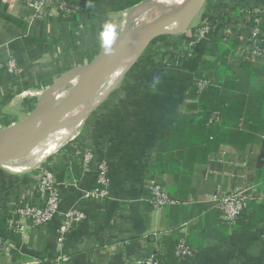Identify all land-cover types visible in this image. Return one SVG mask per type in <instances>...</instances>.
<instances>
[{"label": "crops", "instance_id": "0c3cea01", "mask_svg": "<svg viewBox=\"0 0 264 264\" xmlns=\"http://www.w3.org/2000/svg\"><path fill=\"white\" fill-rule=\"evenodd\" d=\"M66 1L77 7L72 18L49 12L46 19L30 23L33 9L24 0H0V129L27 115L40 93L62 73L98 56L104 50L97 38L101 23L112 19L120 33L122 13L141 0ZM255 6H264V0H206L200 12V19L217 21L205 42L236 46L228 49L229 73H239L245 65L235 50L247 44L246 10ZM261 28L264 34V19ZM186 35L190 34L161 41L173 61L184 63L154 70L147 64V71L129 69L89 112L73 138L39 162L59 183V209L46 223L32 226L26 221L22 232L8 226L13 205L42 206L44 197L36 191L37 166L21 171L15 170L17 163L0 166V234L8 246L0 251V264H55L63 255L68 264H140L148 250L157 253L160 242L172 234L184 237L194 251L176 264H264V191L252 198L245 221L236 227L224 223L208 199L215 191L231 192L264 181V128L243 146L224 138L205 156L199 144L198 159L177 179L156 167L161 164V139L171 134L177 114L191 110L193 102L185 94L206 57L204 48L197 46L185 55ZM9 59L21 69L20 75L6 70ZM90 148L93 161L83 166L81 154ZM172 149L171 142L162 144L163 162L168 165ZM99 159L108 166L109 194L85 199L83 192L96 184ZM149 177L179 203L153 208L145 187ZM72 208L85 217L60 239L63 215Z\"/></svg>", "mask_w": 264, "mask_h": 264}, {"label": "trees", "instance_id": "16d2710c", "mask_svg": "<svg viewBox=\"0 0 264 264\" xmlns=\"http://www.w3.org/2000/svg\"><path fill=\"white\" fill-rule=\"evenodd\" d=\"M169 36L164 35L154 40L130 69L136 71L139 69L140 71L144 68V71H147L148 64L154 70L157 65H160L158 62H154L155 57L158 58L161 55L172 56L166 48L163 52L154 49L157 42H161ZM203 44L204 46H202ZM229 47L235 48L236 46L230 42ZM229 47L212 41H202L197 45V48H204L203 52L206 55L198 66L197 77L212 78L213 83L202 91L197 101L193 102L194 104L190 105L191 110L189 113L180 112L177 114L171 134L161 139L158 152L161 164L159 163V166H156L160 173L164 171L171 172L175 179L184 175L191 168V163L198 159L197 147L199 144L203 145L202 150L205 152V156L224 138L232 140L230 143L233 145L241 144L243 146L250 141H254L263 131L264 65H255L243 60L245 65L241 67V72L229 73L227 65V59L230 56L228 54ZM214 73L219 76L221 84L216 83ZM260 77L263 80H260ZM185 98L195 100L197 98L196 88L193 86L189 88ZM218 124L220 131L217 129ZM227 125L229 128L226 131L224 127H227ZM164 142H171L172 150H174L169 165L166 161L163 162L164 150H162V144ZM186 169L187 171L184 173ZM251 200L248 201L234 223L229 224L231 227H236L239 223L245 221ZM223 221L228 224L225 220ZM180 237L182 236L178 237V235L172 234L164 241V244L160 242L157 253L148 250L145 255H153L155 259L163 264H176L190 258L180 260L174 254ZM163 246L165 247L162 249Z\"/></svg>", "mask_w": 264, "mask_h": 264}, {"label": "water", "instance_id": "95a60500", "mask_svg": "<svg viewBox=\"0 0 264 264\" xmlns=\"http://www.w3.org/2000/svg\"><path fill=\"white\" fill-rule=\"evenodd\" d=\"M205 2L182 0L163 4L142 0L129 8L111 53L103 50L88 63L62 73L40 93L27 115L0 129V166H13L17 159L26 160L29 152L52 133L79 127L108 93L97 97L99 86L109 75L121 69L111 90L154 40L185 32ZM155 10H158L156 16L135 26L141 14ZM71 82L65 94V87Z\"/></svg>", "mask_w": 264, "mask_h": 264}, {"label": "built area", "instance_id": "2783aa9c", "mask_svg": "<svg viewBox=\"0 0 264 264\" xmlns=\"http://www.w3.org/2000/svg\"><path fill=\"white\" fill-rule=\"evenodd\" d=\"M142 1V0H141ZM25 4L33 9V14L29 22L32 20L46 19L49 12L55 13L62 18L72 17L77 7L66 0H24ZM205 5V4H204ZM204 7V6H203ZM203 9V8H202ZM201 9V10H202ZM201 12V11H200ZM249 16V27L247 34V44L240 46L235 52L243 60L257 64L264 65V34L262 33L261 23L264 19V6H255L246 10ZM212 18L204 17L191 28V26L185 31L190 34L184 36L185 55L190 56L193 48L202 41H207L211 31L213 30L215 23ZM191 30V31H190ZM154 46L155 51L163 52L164 47L161 42H157ZM179 57V56H178ZM156 58V57H155ZM180 58V57H179ZM157 62L162 65L178 64L180 60L173 61L172 57L167 55H161L156 58ZM6 70L12 75H20L21 69L18 68L13 59H9L5 63ZM213 83V79L209 77H197L193 84L196 88L197 98L190 100L192 102L197 101L199 95L204 89ZM216 119V118H215ZM92 149H86L81 154V164L87 166L93 161ZM96 184L83 192V197L102 199L109 194V175L108 166L104 159H99L96 162ZM36 169L39 171V175L36 183V191L41 197H44V203L42 206L33 204L17 203L13 205L10 210V214L7 217V224L14 231L22 232L26 226V221H29L32 226L41 225L46 223L52 218V216L58 211L60 205V192L59 183L49 168L41 167L37 165ZM145 187L150 192L148 198L149 203L153 208H162L167 205L178 204L179 201L172 198L163 185L155 178L149 177L145 179ZM264 190V181L260 183H253L251 185L237 188L231 192L215 191L209 195V200L213 203L215 210L228 224H233L238 215L241 214L246 207L248 201L257 194L258 191ZM85 217V213L78 208H72L65 212L63 215L62 224L59 227L61 233L60 239H63L64 232L70 230L73 224L79 222ZM8 246L4 242L3 237L0 234V251L7 250ZM174 254L180 260L183 258L191 257L194 254L192 247L187 243L184 237H180ZM67 256H58L54 261L55 264H67ZM140 264H163L154 258L153 255L144 256L140 259Z\"/></svg>", "mask_w": 264, "mask_h": 264}, {"label": "bare ground", "instance_id": "6f19581e", "mask_svg": "<svg viewBox=\"0 0 264 264\" xmlns=\"http://www.w3.org/2000/svg\"><path fill=\"white\" fill-rule=\"evenodd\" d=\"M162 2L163 4H170V3H180L182 0H157ZM149 18V13L141 14L138 19L146 20ZM144 23V22H143ZM123 25V24H122ZM121 69L117 70L116 72L109 75L99 86L97 91V97L103 95L104 93L108 92L111 84L116 79V76L119 74ZM72 82L65 87V94L68 92L70 87L72 86ZM79 109H77V112ZM77 128H69V129H62L58 132L50 134L46 139L41 141L36 147H34L28 154L26 160L17 159L16 162L18 167L15 168L17 171H21L27 168L36 167L39 162L49 154H52L57 149H59L62 145H64L67 141L73 138L74 134L76 133ZM10 169V168H9Z\"/></svg>", "mask_w": 264, "mask_h": 264}, {"label": "clouds", "instance_id": "9594fccd", "mask_svg": "<svg viewBox=\"0 0 264 264\" xmlns=\"http://www.w3.org/2000/svg\"><path fill=\"white\" fill-rule=\"evenodd\" d=\"M117 24L112 19H106L101 23L97 38L105 53H111L113 46L118 39Z\"/></svg>", "mask_w": 264, "mask_h": 264}, {"label": "rangeland", "instance_id": "374dc122", "mask_svg": "<svg viewBox=\"0 0 264 264\" xmlns=\"http://www.w3.org/2000/svg\"><path fill=\"white\" fill-rule=\"evenodd\" d=\"M127 11H128V10H126L125 12H123L122 15H121V17H120V19H121V21H123V23H124V19H125V15H126ZM157 12H158V10L152 11L151 13H149V18H148V19H146V20H144V21H143V19L138 20V21L136 22L135 26H140L141 24H143V22H144V23L147 22L148 20H150L151 18H153L154 16H156V15H157ZM199 21H200V12H199V14L196 16V18L193 20V22L191 23V25H190L191 28L194 27V25H196ZM157 44H159V43H156L155 46H156ZM155 65H156V64H155ZM160 65H162V64H160ZM160 65L156 66L155 68H162V67H164V66H160ZM120 71H121V70H120ZM111 75H112V74H111ZM118 82H119V80H118ZM118 82H117V83H118ZM117 83H115V84H117Z\"/></svg>", "mask_w": 264, "mask_h": 264}]
</instances>
